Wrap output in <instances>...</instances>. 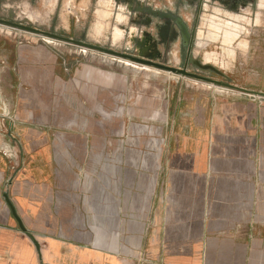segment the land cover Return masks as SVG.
<instances>
[{
  "label": "crops",
  "instance_id": "1",
  "mask_svg": "<svg viewBox=\"0 0 264 264\" xmlns=\"http://www.w3.org/2000/svg\"><path fill=\"white\" fill-rule=\"evenodd\" d=\"M194 3L193 46L264 62V0ZM211 4L230 16L198 25ZM79 14V40L118 50L148 44L145 32L157 43L165 22L174 41L179 16L158 0H79ZM45 43L0 34V80L5 68L20 80L11 108L38 110L0 116V131L29 124L0 144V264H264V102L181 76L155 119L136 118L127 85L101 84Z\"/></svg>",
  "mask_w": 264,
  "mask_h": 264
},
{
  "label": "rangeland",
  "instance_id": "2",
  "mask_svg": "<svg viewBox=\"0 0 264 264\" xmlns=\"http://www.w3.org/2000/svg\"><path fill=\"white\" fill-rule=\"evenodd\" d=\"M46 1L47 0H0V17L79 40V0H53L52 5H48ZM150 1L154 3L157 2V0ZM171 1L174 4H169ZM180 1L181 0H158L160 5L165 7V11L171 10L177 13L187 22L189 27H193L196 22V16L199 14L194 13V11L190 12L189 10H185L181 6ZM205 5L202 7L201 16L198 17V25H202L204 22L209 24L208 19L214 17L207 16L210 14H215L224 19L226 16H230V14L225 11V8H222L219 4H211L210 7H206ZM204 8H207V10ZM203 15L207 16V20L205 18L203 20ZM0 29H3V31H0V34L3 36L17 38V40H21L23 43L37 42L43 44L46 42L45 44H49V46L62 57L67 58L72 67L77 68L80 63H83L89 72L93 70L95 79L103 85L113 84L115 82L121 85H127L131 95L130 109L136 118L138 116H146L148 120L155 119L157 117V108L162 106L163 102L167 100L169 85L173 84L178 78L176 77L177 75L175 76L166 71L159 72L156 70L141 69L137 66L125 65L123 62L113 60L97 51H84L75 44L54 40L42 34L11 29L8 27L5 28L3 26H0ZM211 37L210 35L209 38ZM102 46L108 47L106 45ZM111 48L118 50L115 47ZM160 48L163 52L162 61L175 67H180L182 65L180 58L181 49L178 41H171L170 37L167 36V38H165V45H162ZM211 51L217 53V56H214L213 59L209 54H206ZM193 54L203 63L211 64L223 72L234 74V76L229 75V81L231 83H239L240 85H235L257 91H264V75L256 76L249 74L258 69L264 73V62H259V59L254 58L251 61L245 62V51H243L241 47L237 49L234 54L224 59L222 58L221 51L219 48H216L215 44L207 42L204 48H200L197 47V42L195 41ZM222 59H224L223 62L221 61ZM189 71L226 81L224 78H221L211 71L198 70L196 66L191 64L189 65ZM2 75L3 78H1L0 83H3L4 92L2 94L0 93V97L6 105L0 109V116L3 118H13L15 122L16 119H29V114H31L32 117L35 116L38 113L37 109L30 108L29 110L23 107L11 108V97L17 96L19 98L21 95L11 92V89L16 88L19 84V74L5 68ZM186 84L188 85L187 81H185L184 85ZM258 100L264 102L263 97H259ZM140 106L142 107L141 109ZM140 112H142V114ZM3 122L4 124L1 126L3 130L0 131V144H4L5 140L12 138V135L15 136L16 129L22 133L29 125L26 123L25 125L17 124V126H15L8 125L6 121ZM31 125L33 126L34 124ZM89 159L92 160L90 157ZM89 165L90 162L88 161V164H84L82 167L81 174L83 178L86 177V171L92 173L89 169ZM100 171V179L103 180L102 169ZM8 209V204L3 196L0 195V213L8 212Z\"/></svg>",
  "mask_w": 264,
  "mask_h": 264
},
{
  "label": "water",
  "instance_id": "3",
  "mask_svg": "<svg viewBox=\"0 0 264 264\" xmlns=\"http://www.w3.org/2000/svg\"><path fill=\"white\" fill-rule=\"evenodd\" d=\"M167 16V15H166ZM176 26H177V38L176 41H178L181 52H180V58L182 61V65L180 67H175L169 65L167 62L162 61L163 60V52L159 49L158 44L159 41L156 43L154 40L151 41V34L144 33L145 36H147V40L149 41L148 44L145 45L144 41L133 39V45L132 47L126 49V50H116L111 47H105L99 44L87 42L84 40H77L72 37H67L64 35H60L54 32L41 30L39 28H35L33 26H29L23 23L7 20L0 17V26H3L5 28H11V29H19L24 30L28 32H34L37 34H42L43 36H46L48 38L59 40L71 44H75L79 46L82 49L86 50H92L97 51L103 55H111L114 56L116 59L126 60L129 61L131 66L137 65V67H154L157 69H160L162 71H168L173 74H176V77H186L191 78L194 80L206 82L209 84H212L214 86L218 87H224L228 89L238 90L240 92L251 94L258 97L264 98V91H257L253 89H248L245 87H240L238 85H235L231 83L229 80V77L225 75L221 70L216 68L215 66L211 64H206L201 62L194 54H193V44H194V38H195V29H191L187 22L181 17L176 16ZM157 29L160 28V25L155 26ZM3 31V29H0V31ZM162 38V37H161ZM196 66L198 70H211L222 78H225L226 81L214 79L202 74H199L197 72H191L189 71V65ZM13 212L14 208L11 206Z\"/></svg>",
  "mask_w": 264,
  "mask_h": 264
},
{
  "label": "flooded vegetation",
  "instance_id": "4",
  "mask_svg": "<svg viewBox=\"0 0 264 264\" xmlns=\"http://www.w3.org/2000/svg\"><path fill=\"white\" fill-rule=\"evenodd\" d=\"M196 0H192L190 3H189V5H188V7L186 6V8L190 11V12H192V11H194V2H195ZM224 5H227L228 7H231V8H237V7H239V5L241 4V3H244V4H242V6H247V4H249L250 2H251V0L249 1V0H220ZM197 11H198V9L196 10V12L195 13H197ZM175 19V18H174ZM176 21V20H175ZM166 23V22H165ZM165 23H164V26H161L160 28H158L157 30H158V32L160 33V35H161V37H162V39H158L159 40V44H158V47L161 45H165V38H167V36H168V28H167V25H165ZM176 33H177V30H176ZM175 33V31H174V36H175V38H174V41L176 42V38H177V34ZM181 56V55H180Z\"/></svg>",
  "mask_w": 264,
  "mask_h": 264
},
{
  "label": "bare ground",
  "instance_id": "5",
  "mask_svg": "<svg viewBox=\"0 0 264 264\" xmlns=\"http://www.w3.org/2000/svg\"><path fill=\"white\" fill-rule=\"evenodd\" d=\"M9 31V30H8ZM82 49V48H81ZM82 50H84V51H87L86 49H82ZM106 56H108V57H110L111 59H113V60H117V61H119V62H123L124 64H127V65H129L130 64V62L129 61H126V60H121V59H116L114 56H111V55H106ZM134 66H137V65H134ZM139 68H141V69H143V67H139ZM144 69H147V70H156V71H162V70H160V69H157V68H154V67H145ZM166 72H168V71H166ZM168 73H171V72H168ZM173 74V73H172ZM173 75H175L176 76V74H173Z\"/></svg>",
  "mask_w": 264,
  "mask_h": 264
}]
</instances>
